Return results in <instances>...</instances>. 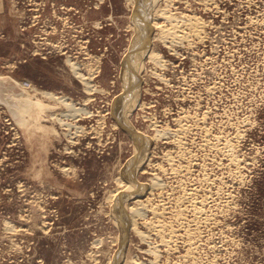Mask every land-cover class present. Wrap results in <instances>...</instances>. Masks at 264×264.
<instances>
[{
  "label": "rangeland",
  "instance_id": "1",
  "mask_svg": "<svg viewBox=\"0 0 264 264\" xmlns=\"http://www.w3.org/2000/svg\"><path fill=\"white\" fill-rule=\"evenodd\" d=\"M164 2L158 10L201 18L203 38L182 42L177 56L155 45L166 81L144 52L129 107L124 69L137 39L130 0H0L3 98L34 93L55 107L27 130L0 100V264H264V0ZM154 35L146 21L148 49ZM66 58L85 76L97 68V92L86 93ZM38 90L78 106L89 100L92 115L72 122L85 128L74 144L50 115L65 108ZM123 107L126 127L148 138L142 160L118 121ZM152 122L182 138L183 157L173 138L153 139ZM131 167L141 188L123 195L121 207L139 198L143 209L135 228L123 230L110 196ZM153 176L163 186L148 190Z\"/></svg>",
  "mask_w": 264,
  "mask_h": 264
},
{
  "label": "bare ground",
  "instance_id": "2",
  "mask_svg": "<svg viewBox=\"0 0 264 264\" xmlns=\"http://www.w3.org/2000/svg\"><path fill=\"white\" fill-rule=\"evenodd\" d=\"M166 1H170L169 3H171V0H165V2ZM157 2H158V0H130V3H133V5L135 6V12H134L133 18H134V22H135L134 23V29H135L136 34H137V39H136L135 48H134L135 53L133 56H131L128 59V61L126 62L125 69H124V78L123 79L125 80V86H124V89H122V91L124 90V92H122V97H123L124 101L129 103L128 104L129 107L134 103V100H133L134 99L133 81L136 80V78H137L136 71L140 72L141 70L144 69L142 62L139 61L140 56L143 55L144 52H147V60L146 61H149L152 65H154L153 66V72H152L153 75L156 74L155 70L158 69L160 71V74L159 75L156 74V76H158L161 80L166 81L164 78V73L161 71H162V69H164V67L166 65L165 63L167 60L158 49H154V48H156L155 45L160 43L168 51H170V52L174 53V55H176V54H179V52L176 53V49H177L178 45H180L182 42H186L187 45H190L189 40H191L193 36H195L197 39L203 38L202 36H200L201 34L204 33V22H202L201 18H198L195 16H188V17H182V19H181L179 15H175L168 8L162 7V9L159 8V10H158ZM172 2H173V0H172ZM152 11H153V13L154 12L156 13V15H155L156 17H154V16L150 17V14L151 15L153 14ZM157 19H162L163 21L168 22L169 25L167 26V25L159 24L158 22H156ZM146 21H147V25L151 24L155 29L159 30V35H157V36L154 35V37H152L153 40L151 42H153V43L150 44V47H152V48H149V49H148L146 43L144 42L145 41L144 35L146 34ZM180 27H182L183 29L185 27L186 30H188V31L183 32L184 34L182 35V34H180V32H182ZM148 33L149 32L147 31V34ZM148 37H147V39H148ZM65 62L70 67V69H71L73 75L76 77V79L79 82H81V84L84 85L85 91L87 94H91L92 92L94 93V91H96L98 89L91 83L92 76L94 73H96V69H97L96 67L92 68V66H88L89 67L88 73H87L88 76H85L84 74H82V72L79 71V64L78 63L74 62L70 58H66ZM3 79H4V77L0 76V80H3ZM12 82L15 84V86H19L18 85L19 83H17L16 81H12ZM2 84L3 83L0 82V85H2ZM0 88H1V86H0ZM30 92H32V91H30ZM30 92H28V93H30ZM35 92H36V90H35ZM37 92L42 97H44L45 99H47L51 102H54L53 104L59 103L61 106H63V108H65V110L60 112V113H55V115H53V116L50 113V115H51V118L55 119L57 124L65 130L64 136L68 138L67 143L74 144L75 142L72 140H74L75 138L80 136L81 133H84L85 128L83 126L77 125L76 123H72V122H77V120H79L82 117H85V116L89 117L92 115L88 111L87 106H85L89 100L84 101V103H80V105L78 106V105H76V103L74 101H70V98L66 95H58V94L50 92V91H39L38 90ZM2 93H3V90L0 89V100L5 102L6 104L9 103L8 105L12 104L11 106H13V108H12L11 113L15 117H17L18 126L20 125L21 127H24L27 130L28 129L31 130V128H33V127H36V129H37L38 127L42 126L41 125V119H42L41 113L43 111L44 112H52L55 109L54 106H46V105L38 102V100H40L41 98L38 99V98H35L34 96H32L34 93L32 95H30L31 93L27 94V95L20 94L19 98H15L14 96H12L13 94L12 95L7 94V97L10 98L9 99L10 101L9 100L6 101L5 98H3V97H5L6 94H4V93L2 94ZM33 98H35V99H33ZM14 100L17 102V105L15 104ZM12 101H14V103ZM125 110L128 111L125 107H123L120 111H118V115H117L118 118L120 117L119 118L120 120L122 119L121 121L118 119V121L121 122V124L124 127H126L125 121H127V119H124V117H123V115H125V114H123V112H126ZM26 114H27V116H25ZM24 116L26 117V119L23 118ZM28 116H29V121H28ZM187 118L188 117L186 116L185 119H187ZM180 121H181V118L178 119V123H180ZM114 126L116 128L118 127V125H114ZM151 126L155 130L154 136H153L154 140H157V141H159L161 139L169 140L170 138H173V143L176 144L177 149H178L177 154L180 157L184 156L183 155L184 143H183L181 137H177L176 133L172 132L171 129L167 126L165 128H162V129H157L156 128L157 122H152ZM126 128H128L132 132V130L129 126ZM44 129L50 130L49 128H44ZM180 130H181L180 134L184 135L185 133H188V131L190 130V127L187 125H180ZM95 133L98 134L99 131L98 130L96 131V129H95ZM130 134L131 135L133 134V137H131V138L135 142L134 150H133L134 156L137 155L142 160V158L144 156L145 145L148 141V138H144L143 141L142 140L140 141V139L138 138V136H136V134L134 132H132ZM70 152L71 151H68L66 153L68 154ZM165 157H166V162L169 165H172V163H173L172 152L167 153V155H165ZM231 160H232V158H231ZM189 165H191V163ZM132 167L130 169L127 168V174L125 175L126 182L124 183L123 181H118V185L120 186V190L117 191V193H115L114 195L110 196L112 203L114 200V207L116 208L115 210H119V215H120V222L121 223H118L117 221H114V223H115V225H117V227H119V225H120L123 230H125L126 227H128V229L135 228V226H136L135 216L138 214V212L140 210L143 209V208H141L142 204L140 203L141 202L140 199L139 198L134 199L136 195L132 197L134 200L131 203H125L124 207H121L122 206L121 201H122L123 195L126 196V195L134 194L135 191H137L141 188L140 185L136 184L135 182L132 183V176H134V175L131 176L132 169H133ZM183 169H184V167H183ZM188 169L189 168H187L185 170L188 171ZM67 170H68L67 168L61 169V171H63V172H65ZM142 172H144V170L141 171V173ZM136 173L138 174V171ZM130 176H131V178L129 179ZM160 181H161V179L158 176H153L150 179L151 185L147 186V189L148 190L160 189L163 186V184L160 183ZM119 195H122V196H119ZM186 195H188V194H186ZM186 197L188 198V196H186ZM152 211L155 212L153 208H152ZM18 230H20V228ZM21 230H22V228H21ZM121 240H122V235H121L119 243L121 242ZM152 253L155 256L157 255L155 251H153ZM110 263L112 264V262H109V264ZM114 264H115V262H114Z\"/></svg>",
  "mask_w": 264,
  "mask_h": 264
},
{
  "label": "flooded vegetation",
  "instance_id": "3",
  "mask_svg": "<svg viewBox=\"0 0 264 264\" xmlns=\"http://www.w3.org/2000/svg\"><path fill=\"white\" fill-rule=\"evenodd\" d=\"M166 64H167V61H166ZM152 66H154V65H152ZM166 66V65H165ZM165 68V67H164ZM155 72H156V74H160V71L157 69V70H155ZM161 72H163V71H161ZM164 73V72H163ZM156 74H155V76H156ZM138 76V75H137ZM158 76H156V78H157ZM158 80H160V81H163V80H161L160 78H157ZM135 88L136 89H138V85H137V87H136V85H135Z\"/></svg>",
  "mask_w": 264,
  "mask_h": 264
}]
</instances>
